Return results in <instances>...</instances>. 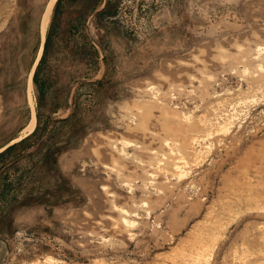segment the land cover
Listing matches in <instances>:
<instances>
[{
  "label": "rangeland",
  "instance_id": "obj_1",
  "mask_svg": "<svg viewBox=\"0 0 264 264\" xmlns=\"http://www.w3.org/2000/svg\"><path fill=\"white\" fill-rule=\"evenodd\" d=\"M49 1L0 0V264H264V0H56L32 104Z\"/></svg>",
  "mask_w": 264,
  "mask_h": 264
},
{
  "label": "bare ground",
  "instance_id": "obj_2",
  "mask_svg": "<svg viewBox=\"0 0 264 264\" xmlns=\"http://www.w3.org/2000/svg\"><path fill=\"white\" fill-rule=\"evenodd\" d=\"M56 2V0H51L50 2H49V4H47V6H46V9H45V12H44V14H43V18H42V24H41V33H42V43H41V48H40V52H39V54H38V57H37V60H36V63H35V65H34V67H33V71H32V73H31V75H30V79H29V97H30V102L33 104V98H32V94H31V92H32V90H33V83H32V80H33V74H34V71H35V68H36V66H37V64H38V62H39V60H40V58H41V56H42V53H43V49H44V40H45V35H46V30H47V26H48V23H49V19H50V15H51V11H53L52 10V7H53V4ZM32 110V109H31ZM32 112V114H31V116H32V120H31V122H30V125H29V130H30V132L34 129V127H35V124H36V110H35V106L33 105V111H31ZM223 127V126H222ZM225 128V127H224ZM224 130V129H223ZM18 139H20V137L19 138H17V139H15V140H13V141H11V143H13L14 141H16V140H18ZM168 144V143H167ZM173 144V143H172ZM168 146H169V144H168ZM170 147V146H169ZM4 148H6V147H4ZM4 148H2V149H4ZM2 149H0V150H2ZM174 149V148H173ZM180 167V166H179ZM178 167V168H179ZM182 174V173H181ZM180 174V175H181ZM182 177H183V174H182Z\"/></svg>",
  "mask_w": 264,
  "mask_h": 264
},
{
  "label": "trees",
  "instance_id": "obj_3",
  "mask_svg": "<svg viewBox=\"0 0 264 264\" xmlns=\"http://www.w3.org/2000/svg\"><path fill=\"white\" fill-rule=\"evenodd\" d=\"M50 1H51V0H50ZM50 1H49V2H50ZM59 1H60V0H59ZM59 1L57 2V4L59 3ZM46 49H47V46H45L44 54H43V56H42V58H41V60H40V62H39V64H38V66H37L36 71H35L34 81H35L36 84H38L37 74H38L39 67H40V65H41V63H42V61H43V59H44V55H45ZM39 52H40V51H39ZM37 129H38V126H37ZM37 129H36V130H37ZM36 130H35V131H36ZM24 141H25V139L21 140L19 143H22V142H24ZM16 146H17V144H13V145L9 146L8 148H6L4 151L0 152V157H1L2 155H5L6 153H8L10 150H12V149H13L14 147H16Z\"/></svg>",
  "mask_w": 264,
  "mask_h": 264
},
{
  "label": "crops",
  "instance_id": "obj_4",
  "mask_svg": "<svg viewBox=\"0 0 264 264\" xmlns=\"http://www.w3.org/2000/svg\"><path fill=\"white\" fill-rule=\"evenodd\" d=\"M48 4H49V2H48ZM55 4V3H54ZM54 4H53V6H54ZM53 8V7H52Z\"/></svg>",
  "mask_w": 264,
  "mask_h": 264
},
{
  "label": "water",
  "instance_id": "obj_5",
  "mask_svg": "<svg viewBox=\"0 0 264 264\" xmlns=\"http://www.w3.org/2000/svg\"><path fill=\"white\" fill-rule=\"evenodd\" d=\"M41 59V58H40Z\"/></svg>",
  "mask_w": 264,
  "mask_h": 264
}]
</instances>
